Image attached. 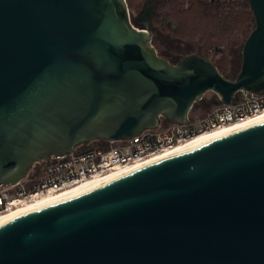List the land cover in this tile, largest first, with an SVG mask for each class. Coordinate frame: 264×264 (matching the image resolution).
<instances>
[{
  "label": "water",
  "instance_id": "95a60500",
  "mask_svg": "<svg viewBox=\"0 0 264 264\" xmlns=\"http://www.w3.org/2000/svg\"><path fill=\"white\" fill-rule=\"evenodd\" d=\"M234 79L151 44L126 0H0V186L35 163L264 92V0ZM0 264H264V122L0 226Z\"/></svg>",
  "mask_w": 264,
  "mask_h": 264
},
{
  "label": "built area",
  "instance_id": "2783aa9c",
  "mask_svg": "<svg viewBox=\"0 0 264 264\" xmlns=\"http://www.w3.org/2000/svg\"><path fill=\"white\" fill-rule=\"evenodd\" d=\"M198 1L225 6L248 3V0ZM222 49L213 55L219 58ZM235 100L234 105L221 104L203 117H193L189 113L185 124L161 117L157 128L144 130L130 139L104 143L94 140L77 148L82 151L91 149L82 155L70 153L53 160L51 165L45 160L35 163L17 183L0 186V216L24 209L44 196L64 192L87 180L142 163L199 134L243 124L264 113V92L241 90Z\"/></svg>",
  "mask_w": 264,
  "mask_h": 264
},
{
  "label": "rangeland",
  "instance_id": "374dc122",
  "mask_svg": "<svg viewBox=\"0 0 264 264\" xmlns=\"http://www.w3.org/2000/svg\"><path fill=\"white\" fill-rule=\"evenodd\" d=\"M127 4L136 24L146 7L153 4L155 15L149 26L151 44L158 52L167 53L173 65L183 56L197 54L222 63L224 76L234 79L238 74L243 45L255 27L249 5L238 18L236 12H230L225 5L220 10L210 9L205 2L197 0H127ZM215 46L218 47L216 50L207 51ZM221 48L220 57H215L213 53ZM238 49L241 59L234 56ZM220 105L219 97L214 92H207L195 103L190 115L203 117Z\"/></svg>",
  "mask_w": 264,
  "mask_h": 264
},
{
  "label": "bare ground",
  "instance_id": "6f19581e",
  "mask_svg": "<svg viewBox=\"0 0 264 264\" xmlns=\"http://www.w3.org/2000/svg\"><path fill=\"white\" fill-rule=\"evenodd\" d=\"M264 122V113L258 117H255L254 119H251L243 124H238V125H230V127H225V128H221V129H217V130H213L210 132H206L203 134H199L189 140H187L186 142H183L182 144L178 145L177 147H175L174 149L163 153V154H159V155H155L152 156L150 158H148L147 160L143 161L142 163H139L137 165L134 166H130L127 168L122 169L119 172H114L110 175H107L105 177H97V178H93L90 180H87L77 186H74L72 188H69L67 190H65L64 192L61 193H57L55 195H50V196H44L42 199L37 200V202H34L31 205H28L27 207H25L24 209H20L17 211H14L10 214L7 215H3L0 216V226L8 223L9 221L15 219L16 217L46 207L48 205L51 204H55L67 199H71L73 197L79 196L81 194H84L86 192H89L93 189H96L100 186H103L107 183H110L118 178H121L123 176H126L134 171H137L145 166H148L150 164H153L155 162L161 161L163 159L178 155L186 150L201 146L207 142L210 141H215V139H218L220 137L226 136L230 133L236 132L240 129H243V127H248V126H252L258 123H262Z\"/></svg>",
  "mask_w": 264,
  "mask_h": 264
},
{
  "label": "trees",
  "instance_id": "16d2710c",
  "mask_svg": "<svg viewBox=\"0 0 264 264\" xmlns=\"http://www.w3.org/2000/svg\"><path fill=\"white\" fill-rule=\"evenodd\" d=\"M127 1V0H126ZM196 1V0H195ZM198 1V0H197ZM202 2V1H201ZM204 3V2H203ZM198 4H200V3H198ZM207 6H208V8H210V9H217V10H220V9H222L221 7H223L222 5H216V4H211V3H205ZM224 7H229L230 9H229V11L230 12H236V16L238 17V18H240V16L241 15H243L242 13H244V11L249 7L248 6V3H245V4H243V5H240V6H236V5H228V6H224ZM235 19H236V17H235ZM154 47V46H153ZM213 47H211V49H208L207 51H209V50H216L218 47L217 46H215L214 47V49H212ZM241 48V47H240ZM158 52V51H157ZM160 52H158V54H159ZM235 55L234 56H241V54L239 55V49H238V51L236 50L235 52ZM240 53H241V49H240ZM161 57H163L164 59H166L167 61H169L170 63H172L167 57V53H160L159 54ZM170 56V55H169ZM223 57H221V59H222ZM240 59H241V57H240ZM218 60H220V59H218ZM217 60V61H218ZM213 63L215 64V66L219 69V71L221 72L222 70H221V64L222 63H220V62H215L214 60H213ZM173 64V63H172ZM222 73V72H221ZM224 75V74H223ZM194 106H195V104H194ZM193 106V107H194Z\"/></svg>",
  "mask_w": 264,
  "mask_h": 264
}]
</instances>
